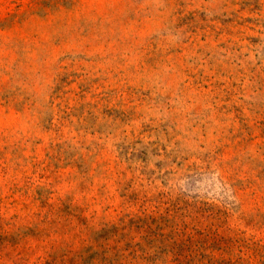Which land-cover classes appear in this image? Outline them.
I'll return each instance as SVG.
<instances>
[{"label":"rangeland","instance_id":"rangeland-1","mask_svg":"<svg viewBox=\"0 0 264 264\" xmlns=\"http://www.w3.org/2000/svg\"><path fill=\"white\" fill-rule=\"evenodd\" d=\"M0 264H264V0H0Z\"/></svg>","mask_w":264,"mask_h":264}]
</instances>
